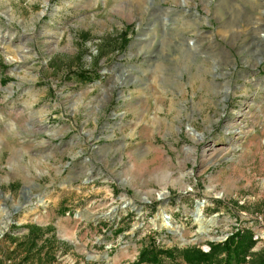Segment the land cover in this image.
Returning <instances> with one entry per match:
<instances>
[{
    "label": "rangeland",
    "instance_id": "rangeland-1",
    "mask_svg": "<svg viewBox=\"0 0 264 264\" xmlns=\"http://www.w3.org/2000/svg\"><path fill=\"white\" fill-rule=\"evenodd\" d=\"M242 229L260 252L264 0H0V264H133Z\"/></svg>",
    "mask_w": 264,
    "mask_h": 264
},
{
    "label": "trees",
    "instance_id": "trees-1",
    "mask_svg": "<svg viewBox=\"0 0 264 264\" xmlns=\"http://www.w3.org/2000/svg\"><path fill=\"white\" fill-rule=\"evenodd\" d=\"M26 227L29 229L28 235L32 238L29 246L31 250L35 245L34 241L41 235V229L34 225H27ZM19 245L21 244L17 245L13 254L19 252ZM256 245L257 241L254 240L252 230L242 229L223 243H210V251L208 252H204L197 246L171 250L148 245L142 249L138 260L133 264H163L164 257L174 259L176 255H179L186 264H264V248L256 254L252 253V249ZM249 256L250 259H248ZM29 259L30 257L27 255L21 261L27 263Z\"/></svg>",
    "mask_w": 264,
    "mask_h": 264
},
{
    "label": "bare ground",
    "instance_id": "bare-ground-1",
    "mask_svg": "<svg viewBox=\"0 0 264 264\" xmlns=\"http://www.w3.org/2000/svg\"><path fill=\"white\" fill-rule=\"evenodd\" d=\"M115 215H116V210L113 211V212L111 213L110 218H114ZM161 218H162V220H163V223L160 225V227H165V228H167L170 232H173L174 234H175V233L178 234L179 229H178V226L176 225V223H175L174 221L170 220L169 218H166L164 215H161ZM196 222L199 223V225H200L201 227H203L204 219H203L202 215H200V216L198 217V220H197ZM4 227L6 228V227H7V224L4 225ZM202 232H203V231L201 230V233H202ZM180 233H181V232H180ZM207 234H208V233H207Z\"/></svg>",
    "mask_w": 264,
    "mask_h": 264
}]
</instances>
